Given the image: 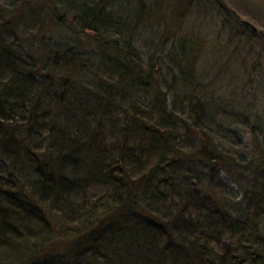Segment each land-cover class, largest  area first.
Masks as SVG:
<instances>
[{"label": "trees", "instance_id": "obj_1", "mask_svg": "<svg viewBox=\"0 0 264 264\" xmlns=\"http://www.w3.org/2000/svg\"><path fill=\"white\" fill-rule=\"evenodd\" d=\"M124 1L0 4V264H264L241 76L201 60L195 0Z\"/></svg>", "mask_w": 264, "mask_h": 264}, {"label": "rangeland", "instance_id": "obj_2", "mask_svg": "<svg viewBox=\"0 0 264 264\" xmlns=\"http://www.w3.org/2000/svg\"><path fill=\"white\" fill-rule=\"evenodd\" d=\"M120 1L112 7L118 17L124 16L127 8L125 1ZM12 2L0 0L2 5ZM242 21L252 24L256 31L243 26ZM183 29L201 40L205 49L201 60L222 84L241 76V111L252 115L259 112L264 126V0H195ZM163 37L164 30L162 40L156 29L139 31L137 47L161 57L164 51H171L170 42L162 51Z\"/></svg>", "mask_w": 264, "mask_h": 264}, {"label": "water", "instance_id": "obj_3", "mask_svg": "<svg viewBox=\"0 0 264 264\" xmlns=\"http://www.w3.org/2000/svg\"><path fill=\"white\" fill-rule=\"evenodd\" d=\"M242 24H243L244 26L250 28L251 30L256 31V28H255L252 24H250L249 22H247V21H242Z\"/></svg>", "mask_w": 264, "mask_h": 264}]
</instances>
